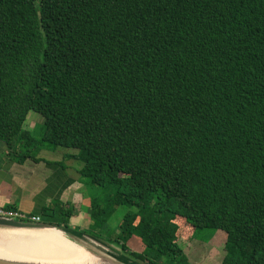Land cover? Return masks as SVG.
Listing matches in <instances>:
<instances>
[{
    "label": "trees",
    "instance_id": "trees-1",
    "mask_svg": "<svg viewBox=\"0 0 264 264\" xmlns=\"http://www.w3.org/2000/svg\"><path fill=\"white\" fill-rule=\"evenodd\" d=\"M0 140L20 163L77 151L115 190L89 229L56 203L48 224L141 264H190L179 241L221 230L222 264H264V0H0Z\"/></svg>",
    "mask_w": 264,
    "mask_h": 264
},
{
    "label": "crops",
    "instance_id": "crops-1",
    "mask_svg": "<svg viewBox=\"0 0 264 264\" xmlns=\"http://www.w3.org/2000/svg\"><path fill=\"white\" fill-rule=\"evenodd\" d=\"M32 113L27 121H35ZM6 153L0 140V208L13 207L25 215L42 217L45 207L67 205L74 213L70 223L84 228L91 206L83 202L87 182L72 159L77 151L37 148L33 153L38 160L27 159L23 163L7 158Z\"/></svg>",
    "mask_w": 264,
    "mask_h": 264
},
{
    "label": "rangeland",
    "instance_id": "rangeland-1",
    "mask_svg": "<svg viewBox=\"0 0 264 264\" xmlns=\"http://www.w3.org/2000/svg\"><path fill=\"white\" fill-rule=\"evenodd\" d=\"M35 121L29 120L25 122L24 129L31 133L37 140H41L45 134V126L43 122V117L38 113H32ZM35 124V126H34ZM36 127V129H35ZM79 162H76L75 165L78 166ZM86 181V179H85ZM113 187L108 188H100L91 184L89 181L86 183L84 188L83 202H86V205L90 204L91 200H98L104 208H108V197L114 193ZM56 209L59 210V206H56ZM111 210V209H109ZM129 211L127 207H119L117 211L111 216L108 224L110 227L115 228L119 226L120 222L123 219V216ZM60 219V218H59ZM57 219V222H59ZM56 222V221H55ZM42 223H48L47 219ZM86 224L88 221L85 222ZM72 227H76L70 223ZM78 226V225H77ZM85 227V224L83 226ZM8 232H3L0 230V237L2 240L7 239L6 236ZM193 236V235H192ZM189 239V238H187ZM86 246L91 249H94L95 252L101 253L105 255V257L109 260L118 262L116 259V255L114 252H117L118 248L113 245H108L102 243L100 240L94 241L89 237H85L83 239ZM99 241V242H98ZM179 245L184 250L185 255L189 259L190 264H222V261L226 255L225 246H226V235L225 232L221 230L210 231L204 230L203 232L196 233V236L193 240L187 241L182 238L179 241ZM130 264H137L126 260L127 258H122ZM141 264V263H139Z\"/></svg>",
    "mask_w": 264,
    "mask_h": 264
},
{
    "label": "bare ground",
    "instance_id": "bare-ground-1",
    "mask_svg": "<svg viewBox=\"0 0 264 264\" xmlns=\"http://www.w3.org/2000/svg\"><path fill=\"white\" fill-rule=\"evenodd\" d=\"M8 235L7 241L0 240L1 259L32 264H108L55 229Z\"/></svg>",
    "mask_w": 264,
    "mask_h": 264
},
{
    "label": "water",
    "instance_id": "water-1",
    "mask_svg": "<svg viewBox=\"0 0 264 264\" xmlns=\"http://www.w3.org/2000/svg\"><path fill=\"white\" fill-rule=\"evenodd\" d=\"M49 229H55L57 231H60L61 233H63L67 239H69L70 241L80 245V246H84L86 247V249L88 250V252L96 255L97 257H100L104 262L108 263V264H130L127 261H125L122 258H125L121 251L118 249L117 252H114V255H116V259L118 262L109 260L105 257V255L95 252L94 249L89 248L88 246L85 245L83 239L85 237H89L90 239L96 241L95 238L91 237L90 235L81 233V232H77L75 230H71V229H67L58 225H54V224H48V223H42V222H33V221H27V220H15V219H11V218H6V217H2L0 216V230L3 232H8L12 233L13 231H35V232H41L43 230H49ZM3 238V237H2ZM6 238H8V236H6ZM0 240H2L0 238ZM2 241H7V239L2 240ZM101 241V240H100ZM97 242V241H96ZM99 242V241H98ZM102 243H105L103 241H101ZM107 244V243H105ZM110 245V244H108ZM129 260L131 262L137 263L139 264V262L130 260V259H126ZM0 264H32L29 262H14V261H8L5 259H1L0 258Z\"/></svg>",
    "mask_w": 264,
    "mask_h": 264
},
{
    "label": "built area",
    "instance_id": "built-area-1",
    "mask_svg": "<svg viewBox=\"0 0 264 264\" xmlns=\"http://www.w3.org/2000/svg\"><path fill=\"white\" fill-rule=\"evenodd\" d=\"M0 216L15 219V220L42 222L41 216H28L18 211L7 210L6 208H0Z\"/></svg>",
    "mask_w": 264,
    "mask_h": 264
},
{
    "label": "flooded vegetation",
    "instance_id": "flooded-vegetation-1",
    "mask_svg": "<svg viewBox=\"0 0 264 264\" xmlns=\"http://www.w3.org/2000/svg\"><path fill=\"white\" fill-rule=\"evenodd\" d=\"M44 220H43V218H42V222H43Z\"/></svg>",
    "mask_w": 264,
    "mask_h": 264
}]
</instances>
